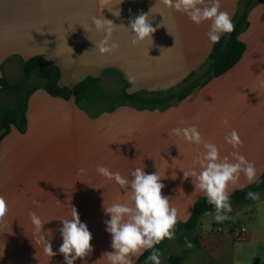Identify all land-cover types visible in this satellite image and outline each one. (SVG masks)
Segmentation results:
<instances>
[{"label": "crops", "instance_id": "crops-1", "mask_svg": "<svg viewBox=\"0 0 264 264\" xmlns=\"http://www.w3.org/2000/svg\"><path fill=\"white\" fill-rule=\"evenodd\" d=\"M242 2L220 0V10L233 20ZM209 3L204 0L200 6ZM141 12L149 13L156 31L152 39L133 45L128 26ZM101 15L116 24L112 40L119 44L105 54L95 46L104 33L96 31L92 22L93 16ZM210 26L211 21L194 23L163 0H0V80L5 77L12 84L24 77L23 63L41 55L61 68V86L72 88L87 77L107 83L116 76L130 93L175 94L173 90L191 74L203 70L215 45L208 39ZM240 39L247 48L233 68L183 100L162 107L114 104L95 113L89 105L83 109L73 99L51 96L41 81L28 95L26 132L13 126L0 142V196L9 209L7 221L0 223V264H65L58 252L63 242L60 219L70 218L72 206L92 233L94 249L74 264H109L104 253L113 249L104 223L110 216L104 207L132 206L133 201L130 189L125 192L115 180L101 176L97 166L129 180L138 167L147 174L158 173L165 185L162 195L178 209V221L189 220L204 195L195 190L194 178L184 179L182 169H191L205 150L202 143L172 135L173 128L195 126L203 141L218 147L221 158L232 161L234 151L243 155L254 163L260 178L264 174V0L250 11L249 26ZM6 91L0 90V95ZM233 129L242 141L236 149L225 141ZM251 184L241 173L240 186L229 191ZM232 209L231 219L224 223L206 215L201 218L194 247L181 244L175 253L181 256L180 264H264V196ZM30 212L44 224L39 233ZM41 236L52 244L55 256L45 254ZM173 244L171 240L162 256ZM139 257L133 258L134 264Z\"/></svg>", "mask_w": 264, "mask_h": 264}, {"label": "clouds", "instance_id": "clouds-1", "mask_svg": "<svg viewBox=\"0 0 264 264\" xmlns=\"http://www.w3.org/2000/svg\"><path fill=\"white\" fill-rule=\"evenodd\" d=\"M163 3L169 8L187 14L196 24L211 21L207 35L213 44L219 43L223 34H230L235 30L230 14L220 10V0H210V3L203 7L200 5L204 4V0H163ZM92 22L96 31L104 33V38L95 45L99 52L105 54L118 49L119 44L112 40L116 24L103 15L93 16ZM128 29L133 33L134 38L131 41L133 45L146 38L152 39V34L156 31L149 19V13L143 12L130 20ZM171 134L182 137L189 143L203 144L205 151L193 160L191 169H182L183 177L185 180L189 177L194 178L195 190L203 193L207 203L214 207V212L206 211L204 215L211 216L217 223L230 220L229 214L233 209L229 188L240 186L241 173L249 184H259L254 163L235 151L231 153L232 161L228 156L221 158L218 147L213 143L203 141L201 133L195 126L173 128ZM225 141L234 149L242 144L234 129L225 136ZM197 167L199 171L196 170ZM96 171L109 180H115L125 192L130 189L133 201L132 206L113 203L109 207H104L105 214L110 216V219L105 220L104 223L106 231L111 235V248L113 249L111 252L104 253L109 264H134L133 258H138L146 250H151V253L145 264L149 262L150 264H162L160 258L162 253L155 246L165 238L176 239L178 209L171 206L169 197L162 195L165 185L160 182L161 177L158 173L147 174L144 168L139 167L131 172L130 180L121 176L119 172H111L104 166H97ZM260 198L259 192L246 193V199L258 201ZM8 211L7 201L0 196V223L7 221ZM29 216L35 231L39 233L44 226L40 217L35 212H30ZM60 220L62 227L59 228V232L63 242L58 252L63 255L65 264H74L77 259H84L92 253L94 250L91 245L93 236L86 223L81 222L74 206L71 207L70 218ZM40 240L46 255L53 257L57 254L45 236H41ZM185 245L188 248L194 247L187 237H185Z\"/></svg>", "mask_w": 264, "mask_h": 264}, {"label": "trees", "instance_id": "trees-1", "mask_svg": "<svg viewBox=\"0 0 264 264\" xmlns=\"http://www.w3.org/2000/svg\"><path fill=\"white\" fill-rule=\"evenodd\" d=\"M260 1L262 0H243L241 9L233 18L235 30L230 34H223L221 36L219 43H216L213 46L209 58L202 68L203 72L200 75H198L197 72L191 74L184 81L183 84L186 86L182 88L178 95L171 93L173 97H177L178 101L183 100L193 90L205 85L213 78L224 74L241 60L247 47L240 39V35L249 26L250 11ZM23 76L25 80H30L33 76H37L41 81H44L42 88L45 89L51 96L60 97L66 100L73 99L75 103L83 109H87V103H92L98 99L113 100L111 106L114 104H131L138 109L156 108L159 107L158 103H160L161 100L158 96L165 94L157 92L152 93L149 91L130 93L128 92L127 87V89L123 92L121 102L114 101L118 98L117 95H115V97L113 95V98H109V95L107 94L105 96L98 95V84L101 82V79L98 77H87L72 88L61 86V68L41 55L33 56L23 63ZM0 86V90L19 89L18 85L13 83L11 84L5 77L1 78ZM35 88H37V86L27 92L24 103L18 101V103L12 107H4L0 109V142L11 131L13 126L17 127L21 133L26 132L28 125V95L31 94ZM103 111L104 109L100 108L95 111V113ZM259 181V184L253 183L246 188L239 189L231 193L230 200L232 208L242 207L255 202L253 200L246 199V193L249 191L259 192L263 197L264 174L259 178ZM206 211L214 212V207L208 204L206 197L203 196L195 203L189 220L185 222L178 221L176 226V240L179 243L185 245V237H187L192 244L196 242L197 226L201 218L204 216L203 213ZM170 241L171 240L165 238L155 247L163 255L165 254ZM150 253L151 250H146L135 264H145ZM166 260L168 264H180L181 256L178 254H169L167 255Z\"/></svg>", "mask_w": 264, "mask_h": 264}, {"label": "rangeland", "instance_id": "rangeland-1", "mask_svg": "<svg viewBox=\"0 0 264 264\" xmlns=\"http://www.w3.org/2000/svg\"><path fill=\"white\" fill-rule=\"evenodd\" d=\"M202 72L203 70L199 71L197 74L200 75ZM110 78H111L110 81H108L107 83L105 82V83L98 84V91H97L98 95L105 96L107 94L109 95V98L110 97L113 98V95L114 97L115 95H117L118 98L114 101L121 102L122 97H123V92L127 89V85L123 81H121V79H118L116 76H111ZM41 83H42L41 80L37 76H33L30 80H25L24 77H21L13 81V84L18 85L19 89H16V90L8 89L5 92V94L0 95V108H2V106L4 105L14 106L18 103V101H21L22 103H24V99L26 98L27 92H29L31 89H33L34 87L38 86ZM182 86H186V85L185 84L181 85L180 86L181 88L174 89L173 92H175V94L177 93L178 95L180 91L182 90ZM158 98L161 99L160 103H158L159 107L165 106L177 100V97H173V95H171V92L169 94L160 95L158 96ZM112 103H113V100L98 99L92 103H89V104L87 103V105H89V110L95 112L99 110V108L110 107ZM173 241L175 244L170 246L168 250L169 251L168 254L178 253L180 248L182 247L181 243L176 241V239ZM168 254L161 257L162 264H168L166 260Z\"/></svg>", "mask_w": 264, "mask_h": 264}]
</instances>
